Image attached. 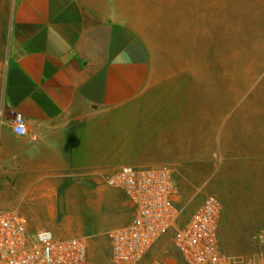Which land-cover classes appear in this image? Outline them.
I'll return each mask as SVG.
<instances>
[{
  "label": "crops",
  "instance_id": "crops-1",
  "mask_svg": "<svg viewBox=\"0 0 264 264\" xmlns=\"http://www.w3.org/2000/svg\"><path fill=\"white\" fill-rule=\"evenodd\" d=\"M116 1L13 4L1 85L0 210L21 214L30 231L63 226L61 204L118 201L115 193L123 194L104 179L121 166H167L175 177L191 162L193 126L145 104L150 53ZM15 112L26 120L24 137L9 128ZM131 216L130 208L129 219L112 229ZM250 262L264 264V250Z\"/></svg>",
  "mask_w": 264,
  "mask_h": 264
},
{
  "label": "rangeland",
  "instance_id": "rangeland-1",
  "mask_svg": "<svg viewBox=\"0 0 264 264\" xmlns=\"http://www.w3.org/2000/svg\"><path fill=\"white\" fill-rule=\"evenodd\" d=\"M15 0H0V127L6 32ZM116 10L150 53L152 110L165 107L193 133L191 162L175 170L176 207L185 220L205 195L222 202L219 243L237 264L264 250V0H117ZM136 167V166H135ZM83 197L63 207L57 237L84 233L92 264H111L106 233L130 217V205ZM94 229L103 230L89 236ZM35 234V231H31ZM172 231L151 250L183 264Z\"/></svg>",
  "mask_w": 264,
  "mask_h": 264
},
{
  "label": "built area",
  "instance_id": "built-area-1",
  "mask_svg": "<svg viewBox=\"0 0 264 264\" xmlns=\"http://www.w3.org/2000/svg\"><path fill=\"white\" fill-rule=\"evenodd\" d=\"M9 128L16 137L27 134L22 114L15 112ZM120 191L131 208L128 224L107 231L111 264H168L155 258L146 263L153 247L170 231L171 249L183 264H237L222 251L219 224L222 202L205 195L185 220L176 207L177 187L167 166H121L104 179ZM0 264H92L85 238H56L46 228L32 234L16 211L0 210Z\"/></svg>",
  "mask_w": 264,
  "mask_h": 264
}]
</instances>
